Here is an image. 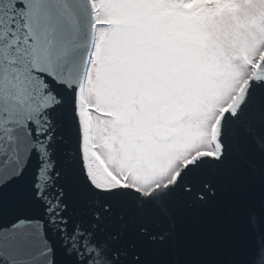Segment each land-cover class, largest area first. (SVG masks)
<instances>
[{"label": "snow or ice", "instance_id": "6c2138e0", "mask_svg": "<svg viewBox=\"0 0 264 264\" xmlns=\"http://www.w3.org/2000/svg\"><path fill=\"white\" fill-rule=\"evenodd\" d=\"M264 0H0V264H264Z\"/></svg>", "mask_w": 264, "mask_h": 264}, {"label": "rangeland", "instance_id": "374dc122", "mask_svg": "<svg viewBox=\"0 0 264 264\" xmlns=\"http://www.w3.org/2000/svg\"><path fill=\"white\" fill-rule=\"evenodd\" d=\"M217 0H211V2H215ZM251 0H234V6H231V7H227V8H221L223 10H227V11H233L235 9V6L238 4V3H250ZM216 4V3H215ZM217 5V4H216ZM261 19L264 20V15L261 16Z\"/></svg>", "mask_w": 264, "mask_h": 264}, {"label": "trees", "instance_id": "16d2710c", "mask_svg": "<svg viewBox=\"0 0 264 264\" xmlns=\"http://www.w3.org/2000/svg\"><path fill=\"white\" fill-rule=\"evenodd\" d=\"M214 3H216L217 6L220 8H227L234 6V0H217Z\"/></svg>", "mask_w": 264, "mask_h": 264}]
</instances>
